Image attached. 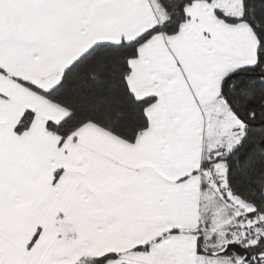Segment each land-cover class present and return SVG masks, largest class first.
Masks as SVG:
<instances>
[{
  "label": "snow or ice",
  "instance_id": "6c2138e0",
  "mask_svg": "<svg viewBox=\"0 0 264 264\" xmlns=\"http://www.w3.org/2000/svg\"><path fill=\"white\" fill-rule=\"evenodd\" d=\"M0 264H264V0H0Z\"/></svg>",
  "mask_w": 264,
  "mask_h": 264
}]
</instances>
